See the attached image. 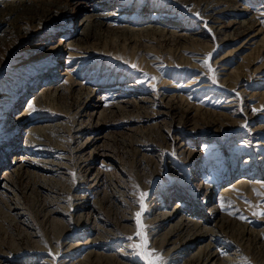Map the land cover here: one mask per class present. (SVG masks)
I'll return each instance as SVG.
<instances>
[{
	"label": "rangeland",
	"instance_id": "rangeland-1",
	"mask_svg": "<svg viewBox=\"0 0 264 264\" xmlns=\"http://www.w3.org/2000/svg\"><path fill=\"white\" fill-rule=\"evenodd\" d=\"M260 213L264 0H0L3 264H264Z\"/></svg>",
	"mask_w": 264,
	"mask_h": 264
},
{
	"label": "bare ground",
	"instance_id": "bare-ground-1",
	"mask_svg": "<svg viewBox=\"0 0 264 264\" xmlns=\"http://www.w3.org/2000/svg\"><path fill=\"white\" fill-rule=\"evenodd\" d=\"M55 213V212H54ZM124 218V217H123ZM125 219V218H124ZM163 219H165V218H161V220H163ZM79 220H81L82 221V218H79V219H77L76 220V224H79L80 223V221ZM84 220V219H83ZM126 220H128V219H126ZM67 222V221H66ZM23 223H25V221H23ZM186 225V224H185ZM29 230H31V228L32 227H30L29 225H25ZM70 226L69 225H67V224H64V228H63V234H64V232L66 233V232H69L70 231ZM181 229V228H180ZM171 231V230H170ZM110 233V232H109ZM170 233V232H169ZM33 238H34V236H32ZM76 239V238H75ZM75 239H71L70 240V242L69 243H67L66 244V246H68L69 247V251L68 252H71V250L72 249H78V246L77 245H73L74 243H71V242H73V241H75ZM57 240V238H54V241H56ZM192 240H196V238H193V239H190V240H186V241H192ZM185 241V242H186ZM51 242V241H50ZM53 243H55V242H53ZM79 245V244H78ZM64 246V245H63ZM58 246H56L55 247V251H56V248H57ZM60 247H61V245H60ZM52 249V248H51ZM177 249V247L176 246H174L173 245V247H172V249H171V251H175ZM46 250H48V249H46ZM22 251V250H21ZM60 251V250H59ZM215 254V253H214ZM67 255V254H66ZM69 256V255H68ZM123 257V256H122ZM61 258V257H60ZM71 257L69 256V258L68 259H70ZM122 259V258H121ZM214 259V255H213V253L212 254H208V256H207V253H206V255H203L202 257L201 256H199V258L197 259H195L194 260V263H192V264H201L202 262H204L203 264H206L207 262H210V261H212ZM0 264H3V262L2 261H0ZM117 264H119V263H117Z\"/></svg>",
	"mask_w": 264,
	"mask_h": 264
},
{
	"label": "snow or ice",
	"instance_id": "snow-or-ice-1",
	"mask_svg": "<svg viewBox=\"0 0 264 264\" xmlns=\"http://www.w3.org/2000/svg\"><path fill=\"white\" fill-rule=\"evenodd\" d=\"M133 67H135V65H133ZM146 194H141V200H143L144 196ZM139 213L137 214V217H138V220H139ZM260 215H264V213H260ZM139 235V233H138ZM129 239H132L131 237ZM145 241H146V238H145ZM134 247H145L146 248V243L144 245H140V246H137V245H134ZM152 255V253H149V256L145 257L146 261H147V264H160V261L158 259H152L150 258Z\"/></svg>",
	"mask_w": 264,
	"mask_h": 264
}]
</instances>
